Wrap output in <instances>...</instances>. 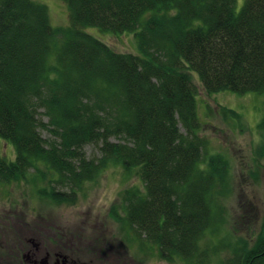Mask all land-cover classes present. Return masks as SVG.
Returning a JSON list of instances; mask_svg holds the SVG:
<instances>
[{"label":"trees","instance_id":"trees-1","mask_svg":"<svg viewBox=\"0 0 264 264\" xmlns=\"http://www.w3.org/2000/svg\"><path fill=\"white\" fill-rule=\"evenodd\" d=\"M62 1L65 28L45 5L0 0V139L15 152L0 157V185L46 180L38 193L60 204L120 166L143 189L122 192L112 217L160 259L204 263L198 242L220 223L229 164L205 156L191 73L208 94L264 93V0L239 12L235 0ZM90 27L133 34L139 54L114 51ZM259 128L264 151V117ZM238 254L237 264H264V225Z\"/></svg>","mask_w":264,"mask_h":264},{"label":"rangeland","instance_id":"rangeland-1","mask_svg":"<svg viewBox=\"0 0 264 264\" xmlns=\"http://www.w3.org/2000/svg\"><path fill=\"white\" fill-rule=\"evenodd\" d=\"M32 1L47 7L52 27L68 26V12L62 0ZM244 2L235 0L236 12ZM85 32L118 53L139 54L131 33L115 35L92 27ZM191 75L197 90L199 135L206 141L205 156H221L229 164L227 183L214 203L220 208V223L208 229L198 242L199 251L206 252L201 264H237L240 249L252 248L264 225V151L259 128L264 117V93L208 94L197 75ZM39 117L47 121L44 115ZM42 135L49 138L46 131ZM85 151L89 159L100 156L95 146H87ZM0 157L6 161L15 158L13 146L2 139ZM42 170L46 171L44 167ZM134 187L143 189L138 176L127 175L120 166L112 165L93 181L84 183L73 200L60 204L38 193L50 188L46 180L0 185V264H31L24 256H31L32 243L55 246L57 231L65 251L70 250L71 244L76 245L78 252L74 253L81 263L190 264L180 258L170 262L160 259L157 248L148 249L112 217L121 193ZM57 191L68 192L63 187Z\"/></svg>","mask_w":264,"mask_h":264},{"label":"flooded vegetation","instance_id":"flooded-vegetation-1","mask_svg":"<svg viewBox=\"0 0 264 264\" xmlns=\"http://www.w3.org/2000/svg\"><path fill=\"white\" fill-rule=\"evenodd\" d=\"M58 231L55 236V246L49 243L48 246L43 247L38 243H32L33 249H29L30 255H25L24 258L28 259V261L31 264H87L84 262H79L78 257L75 256L74 252H78V249H76V245H72L68 247L70 250L66 251L65 248L60 245L61 238L58 237ZM60 240V241H59ZM40 252V253H39ZM108 259L107 257H104ZM111 259H108V262H110Z\"/></svg>","mask_w":264,"mask_h":264}]
</instances>
